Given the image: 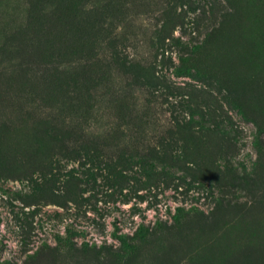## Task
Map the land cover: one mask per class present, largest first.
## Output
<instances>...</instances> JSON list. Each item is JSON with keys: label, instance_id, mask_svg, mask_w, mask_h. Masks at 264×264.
Masks as SVG:
<instances>
[{"label": "rangeland", "instance_id": "1", "mask_svg": "<svg viewBox=\"0 0 264 264\" xmlns=\"http://www.w3.org/2000/svg\"><path fill=\"white\" fill-rule=\"evenodd\" d=\"M164 5L0 0V135L17 132L8 143L20 165L0 169L3 264H72L77 250H136L129 264H264V198L238 189L223 196L231 201L223 209L200 189L167 187L134 165L172 127L170 112L162 96L112 64L107 42L114 37L132 58L149 61ZM252 57L249 49L235 56L242 90L254 78L264 84V67ZM243 112H231L243 130L233 157L209 146L194 158L208 180L216 167L260 166L252 141L254 133L264 138V125ZM107 162L117 164L114 173Z\"/></svg>", "mask_w": 264, "mask_h": 264}, {"label": "trees", "instance_id": "2", "mask_svg": "<svg viewBox=\"0 0 264 264\" xmlns=\"http://www.w3.org/2000/svg\"><path fill=\"white\" fill-rule=\"evenodd\" d=\"M164 1L150 35L149 61L132 58L114 37H109L107 42L112 64L131 75L135 85L146 87L150 96H162L170 112L172 127L165 136H159L145 154L138 155L134 165L139 170L150 171L156 181L160 180L167 187L173 185L175 189L185 184L200 189L206 192L204 197L211 198L216 205L223 202V209H228L224 205L231 204L223 196L238 189L246 190L256 200L264 198V165L260 167L261 161L264 162V138L256 137L255 133L252 142L260 166L254 161L251 171L242 162L224 169L216 167L215 179L208 180L194 160L209 146L216 154L223 151V155L232 157L239 150L237 144L243 130L234 120L232 110L238 114L244 109L243 114H251L254 126L264 125V84L254 78L242 90L234 70L239 63L235 56L243 55L245 49L252 50L253 60L264 67V0ZM176 30L179 35H175ZM260 71H256L255 76ZM169 75L186 76L198 84L186 81L180 85ZM254 90L260 97L255 96L256 91L252 93ZM241 93H252L251 97L244 96L246 103L242 101L244 98L239 100ZM241 121L248 120L243 117ZM15 133L8 130L7 137ZM5 135H0V169L8 171L20 166L19 150L12 142L8 143ZM129 158L124 156L123 163ZM106 166L112 168L109 173L112 174L117 164L107 162ZM88 171L96 173L93 168ZM212 187L220 191L218 197L213 196ZM235 206L236 203L231 205L233 209ZM83 251L77 250L72 264H91L92 260L97 264H129L128 261L137 256L136 250ZM100 251L104 252L103 261L99 260Z\"/></svg>", "mask_w": 264, "mask_h": 264}]
</instances>
